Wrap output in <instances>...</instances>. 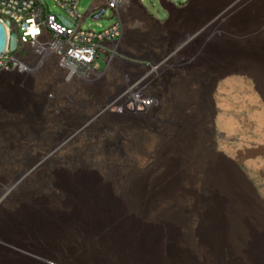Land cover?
Segmentation results:
<instances>
[{
  "label": "rangeland",
  "instance_id": "1",
  "mask_svg": "<svg viewBox=\"0 0 264 264\" xmlns=\"http://www.w3.org/2000/svg\"><path fill=\"white\" fill-rule=\"evenodd\" d=\"M44 1L50 13H65L55 0ZM93 2L80 0L77 13L84 17ZM141 3L154 18L168 19L159 0ZM131 7V16L143 21L127 19L131 40L122 49L147 62L113 58L109 71L91 82L61 83V73L49 59L41 69L32 65L28 72L33 74L27 76L0 74L1 125H19L9 121L22 117L26 126L59 140L96 134L117 122L156 129L164 139L163 164L172 173L181 170L178 165L189 149L212 142L214 152L224 158L211 156V170L232 177V186L239 189L236 224L249 240V254L227 241L228 259L230 264H252L264 253V154H249L254 143L264 142V107L257 106L264 104V0H190V7L175 13L168 24L145 17L136 2ZM115 21L107 8L98 21L86 17L82 29L102 32ZM99 61L104 69V57ZM251 120L256 121L253 127ZM244 188L252 191L247 199ZM69 208L27 222L29 234L4 229L19 248L0 241V264H103L94 258L111 264L115 253H125L122 228L127 218L68 213ZM158 227L161 239L170 238L175 249L184 246L182 253L192 252L176 218L160 220Z\"/></svg>",
  "mask_w": 264,
  "mask_h": 264
},
{
  "label": "bare ground",
  "instance_id": "2",
  "mask_svg": "<svg viewBox=\"0 0 264 264\" xmlns=\"http://www.w3.org/2000/svg\"><path fill=\"white\" fill-rule=\"evenodd\" d=\"M60 73L61 83H67ZM3 121L0 119V241L19 248L4 229L29 234L32 232L24 226L27 222L72 207L68 213L127 218L122 228L125 253H115L111 264H230L227 241L234 250L249 254L248 239L241 237L236 224L239 189L232 186V177L211 170V156L224 158L214 152L212 142L203 149H189L178 165L181 170L172 173L163 164L164 139L156 129L143 131L117 122L96 134L85 132L59 140L26 126L27 119L22 117L9 121L19 124L15 126H2ZM239 179L249 187L240 174ZM245 191L244 199L252 192ZM170 217L181 223L190 254L182 253L181 245L176 251L170 238H160L158 224ZM94 262L106 263L95 258ZM251 263L264 264V253Z\"/></svg>",
  "mask_w": 264,
  "mask_h": 264
},
{
  "label": "built area",
  "instance_id": "3",
  "mask_svg": "<svg viewBox=\"0 0 264 264\" xmlns=\"http://www.w3.org/2000/svg\"><path fill=\"white\" fill-rule=\"evenodd\" d=\"M55 2L65 12L58 16L72 27L61 23L56 15L46 14L44 0H0V21L10 23L7 30L18 33L21 45L17 52L7 51L1 57L0 74L21 76L32 65L41 69L47 66L48 59H52L67 83L88 82L101 75L100 57L109 52L108 45L120 39L125 27L116 11L125 8L128 2L107 0L105 5L114 12L116 21L102 32L82 29L86 18L77 13L80 0ZM177 7L187 10L190 0ZM38 56L43 58L41 62Z\"/></svg>",
  "mask_w": 264,
  "mask_h": 264
},
{
  "label": "water",
  "instance_id": "4",
  "mask_svg": "<svg viewBox=\"0 0 264 264\" xmlns=\"http://www.w3.org/2000/svg\"><path fill=\"white\" fill-rule=\"evenodd\" d=\"M101 1L102 0H94L89 10L87 11V13L84 15V17L86 18L88 16H91L92 19H94L95 21L100 20L101 17L105 14L106 9H107L105 4H101ZM183 1H187V0H183ZM127 2H128V5L125 7L127 8V11H125V8L118 9L116 11V16L119 17L123 21L125 27H124V31L120 39L115 41L113 44L108 45V48H109L108 53H103L105 67L101 71L102 75L106 74L109 71V61L108 60H111L113 58L123 60L127 63L129 62L130 64H139L140 62H147L143 59H140L132 55L129 52H125L122 49V45L127 44L131 40L130 30L127 27L128 26L127 16L131 15L133 11L131 7L132 3L136 2L139 5V7L142 9L143 15L145 17H148L149 19L155 21V23L158 22L159 24H168L172 20L173 15L175 13L186 10V9L178 8L177 6H175L173 3L169 2L168 0H159L161 7L168 14V19L162 22L159 19L154 18L148 13V11L142 5L141 0H127ZM45 10H46V14H52L49 12L47 4H45ZM56 16L61 23H63L66 26L72 27L71 24L67 23L60 16L58 15ZM139 21L142 22L143 20L140 18ZM8 28H10L9 22L2 23L0 21V59L7 51L11 53H15L18 51V49L21 48V45L18 43V33L16 31H8L7 30ZM231 74H233V72H231Z\"/></svg>",
  "mask_w": 264,
  "mask_h": 264
},
{
  "label": "crops",
  "instance_id": "5",
  "mask_svg": "<svg viewBox=\"0 0 264 264\" xmlns=\"http://www.w3.org/2000/svg\"><path fill=\"white\" fill-rule=\"evenodd\" d=\"M107 0H102L101 4H106ZM130 18V22L135 23L136 21H139V18L135 17V16H131L128 15L127 19ZM263 103H264V97H263ZM257 106H260L259 108H263L264 104H258ZM263 106V107H261ZM256 121L255 120H251L249 121V124L251 125V127H253L255 125ZM250 156H254L256 154H264V142L263 143H254L251 151L249 152Z\"/></svg>",
  "mask_w": 264,
  "mask_h": 264
}]
</instances>
